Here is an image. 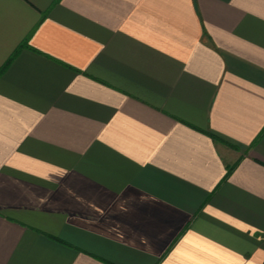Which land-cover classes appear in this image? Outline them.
<instances>
[{"label":"crops","instance_id":"obj_1","mask_svg":"<svg viewBox=\"0 0 264 264\" xmlns=\"http://www.w3.org/2000/svg\"><path fill=\"white\" fill-rule=\"evenodd\" d=\"M0 264H264V0H0Z\"/></svg>","mask_w":264,"mask_h":264},{"label":"trees","instance_id":"obj_2","mask_svg":"<svg viewBox=\"0 0 264 264\" xmlns=\"http://www.w3.org/2000/svg\"><path fill=\"white\" fill-rule=\"evenodd\" d=\"M20 48H21V47H20ZM20 48H18V49L16 50V53L19 51Z\"/></svg>","mask_w":264,"mask_h":264}]
</instances>
